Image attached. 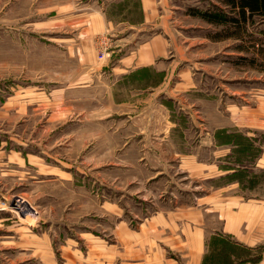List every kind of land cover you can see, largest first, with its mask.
<instances>
[{
	"label": "rangeland",
	"instance_id": "obj_1",
	"mask_svg": "<svg viewBox=\"0 0 264 264\" xmlns=\"http://www.w3.org/2000/svg\"><path fill=\"white\" fill-rule=\"evenodd\" d=\"M68 1L0 0V132L18 146L0 158V211L11 215L10 222L47 231L58 248L88 231L110 240L115 217L123 215L116 201L126 205V219L137 226L139 218L155 209L152 202L178 184L195 189L197 197L210 189L234 190L236 184L247 196L254 189L264 192V172L257 166L264 154V19L254 18L250 37L215 41L209 35L216 29L191 13L220 5L217 0H172L179 58L192 64L187 70L192 81L183 77L186 70L180 73L177 80L186 89L176 91L172 109L178 117L177 111H187L181 123L187 135L176 128L168 141L161 131L166 120L159 117L166 110L160 102L152 107L150 99L140 100L134 111L123 114L128 108L112 107L107 86L98 87L92 101L72 93V99L60 102L59 91L86 79L90 70L80 69L74 43L65 39L80 33L76 18H62ZM95 46L86 57L91 63L105 50ZM94 76L99 83L110 78ZM206 133L230 151L218 160L220 172L213 167L206 171L218 178L204 179L201 166H188L192 173L186 179L178 174L176 150L186 149L181 141L188 140V151L197 152L199 142L209 137ZM156 146L163 166L155 163ZM22 156L34 162V170L11 169L16 160L24 165ZM213 156L205 153L203 159ZM161 168L168 176L158 173ZM6 247L0 240V264H11L16 252ZM19 256L26 257L22 252Z\"/></svg>",
	"mask_w": 264,
	"mask_h": 264
},
{
	"label": "crops",
	"instance_id": "obj_2",
	"mask_svg": "<svg viewBox=\"0 0 264 264\" xmlns=\"http://www.w3.org/2000/svg\"><path fill=\"white\" fill-rule=\"evenodd\" d=\"M63 6L62 18H76L75 25L80 28L77 36L66 34L65 39L74 43L80 69L90 70L83 75L86 79L70 83L59 91L60 102L72 99L68 97L72 93L77 97L84 95L82 101H92L98 96V87L107 86L112 107L128 108L123 114L134 111L140 100L150 99L152 107L160 102L159 107L166 110L159 118L162 123L166 120L161 131L167 133V140L176 128L185 135L187 126L181 123L188 113L182 109L183 112L177 111L178 117L172 109L176 91L183 90L184 93L186 89L182 87L186 83L177 79L192 64L179 58V27L175 24L172 0H72ZM92 45L108 50L109 57L97 60L94 56L92 63L88 61L86 57L92 56ZM94 75L110 78L101 83L98 79L93 82ZM185 75V79L192 81L190 71ZM174 118L177 120L172 121ZM215 130L221 132L224 129ZM206 135L209 137L199 142L197 152L188 151V140L181 141L186 149L176 150L178 174H184L186 179L191 178L192 173L188 166L193 170L201 166V176H205L210 167L219 171L218 160L230 151L229 146L219 145L209 133ZM16 148L12 137H3L0 132V158L3 152L6 151L8 156ZM219 152L221 155L218 156ZM205 153L214 155V160H204ZM154 155L158 159L157 165L166 163L160 159L162 153L157 146ZM22 158L24 165L16 160L10 163L11 169L34 170V162L26 156ZM263 160L264 154L257 163L262 172L264 165L260 162ZM162 169L158 173L168 176V170ZM209 176L203 178H218ZM237 185L234 190L228 187L210 189L197 197L194 196L195 189H184L178 184L173 190L162 192L157 202H152L155 209L145 217H138L137 226L126 219L129 214L126 205L120 206L116 201L114 203L123 215L115 217L110 240L88 231L79 239H65L58 248L47 231L36 232L32 225L10 222L11 215L0 211V240L6 243L7 249L11 248V252L16 251L11 253V264L25 261L27 264H264V192L254 189L247 196L248 191ZM20 252L26 257H20Z\"/></svg>",
	"mask_w": 264,
	"mask_h": 264
},
{
	"label": "trees",
	"instance_id": "obj_3",
	"mask_svg": "<svg viewBox=\"0 0 264 264\" xmlns=\"http://www.w3.org/2000/svg\"><path fill=\"white\" fill-rule=\"evenodd\" d=\"M217 2L220 5H213L212 8L202 11L192 10L191 13L216 29L215 33L209 35L215 41L250 37L249 29L255 23L254 18L264 19V0H217ZM253 60L250 58V62Z\"/></svg>",
	"mask_w": 264,
	"mask_h": 264
},
{
	"label": "built area",
	"instance_id": "obj_4",
	"mask_svg": "<svg viewBox=\"0 0 264 264\" xmlns=\"http://www.w3.org/2000/svg\"><path fill=\"white\" fill-rule=\"evenodd\" d=\"M103 49V48H102ZM109 55H110V53H109V51L108 50H102L101 51V54H100V60H103V59H106L107 57H109ZM19 201V200H18ZM17 201V202H18ZM13 206H15L16 208H17V206L14 204Z\"/></svg>",
	"mask_w": 264,
	"mask_h": 264
},
{
	"label": "bare ground",
	"instance_id": "obj_5",
	"mask_svg": "<svg viewBox=\"0 0 264 264\" xmlns=\"http://www.w3.org/2000/svg\"><path fill=\"white\" fill-rule=\"evenodd\" d=\"M21 202L23 203V205H25V203H27V202H25L24 200H21ZM26 209V208H25Z\"/></svg>",
	"mask_w": 264,
	"mask_h": 264
}]
</instances>
